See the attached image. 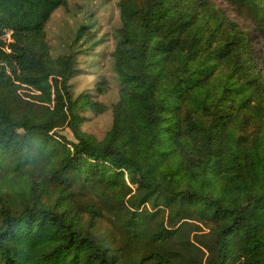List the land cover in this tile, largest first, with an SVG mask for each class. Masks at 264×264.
Returning a JSON list of instances; mask_svg holds the SVG:
<instances>
[{"label":"trees","instance_id":"trees-1","mask_svg":"<svg viewBox=\"0 0 264 264\" xmlns=\"http://www.w3.org/2000/svg\"><path fill=\"white\" fill-rule=\"evenodd\" d=\"M264 39V0H222ZM0 264H264V55L213 0H0Z\"/></svg>","mask_w":264,"mask_h":264},{"label":"rangeland","instance_id":"rangeland-1","mask_svg":"<svg viewBox=\"0 0 264 264\" xmlns=\"http://www.w3.org/2000/svg\"><path fill=\"white\" fill-rule=\"evenodd\" d=\"M218 7L227 11L232 19H236L242 26L251 31L256 55H264V39L255 32V27L247 14L240 15L222 0H213ZM50 245L46 227H34L28 234L19 238L14 253L20 264H34L33 256L39 250H45Z\"/></svg>","mask_w":264,"mask_h":264},{"label":"built area","instance_id":"built-area-1","mask_svg":"<svg viewBox=\"0 0 264 264\" xmlns=\"http://www.w3.org/2000/svg\"><path fill=\"white\" fill-rule=\"evenodd\" d=\"M0 40L3 43L10 44L13 42V32L11 30H4L0 32Z\"/></svg>","mask_w":264,"mask_h":264}]
</instances>
